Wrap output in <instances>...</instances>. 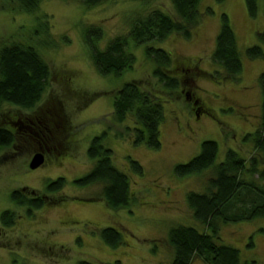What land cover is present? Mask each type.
<instances>
[{"label":"rangeland","instance_id":"374dc122","mask_svg":"<svg viewBox=\"0 0 264 264\" xmlns=\"http://www.w3.org/2000/svg\"><path fill=\"white\" fill-rule=\"evenodd\" d=\"M18 3L0 0V49L12 43L33 46L52 75L42 100L32 109L4 103L0 124L11 127L20 121L32 128V121L39 119L49 124L52 134L43 128L47 134L43 141L31 132L16 133V141L0 150V264H77L79 260L171 264L174 249L168 238L173 227L206 231L195 219L187 196L190 191L202 192L214 175L210 168L202 175L182 177L175 167L199 154L206 140L219 145L217 164L229 149L247 163L256 154L246 136L262 123L258 76L264 71V59L248 57L247 48L259 42L258 33L264 30V0H258L255 17L249 14L246 0H202L201 20L191 38L174 32L165 41L151 43L171 55V70L181 78L175 90L154 76L145 46L133 48L137 56L133 69L120 76L102 75L86 40L88 29L100 28L103 35L97 44L105 47L128 35L134 18L156 8L178 19L171 0H107L95 6L81 0H41L34 13L21 10ZM223 12L231 19L242 56L239 81L211 75L223 71L212 59ZM91 35L94 38L97 32ZM132 81L164 106L160 149L134 144L128 131L134 120L118 122L115 117L116 93ZM12 128L20 130L17 124ZM103 133L105 144L114 151V164L129 174L134 199L130 209L112 208L102 196V183L87 187L75 183L91 171L94 160L87 150L93 137ZM41 151L45 162L30 168ZM131 160L142 165V174L132 170ZM58 178L66 180L65 186L50 192L48 184ZM13 192L41 197L44 206L29 216L27 207L12 200ZM8 210L16 217L12 226L1 221L2 212ZM109 226L122 231V245L113 247L102 238L101 230ZM220 231L224 243L239 249L242 263L264 264V218L224 224ZM193 264L207 263L196 258Z\"/></svg>","mask_w":264,"mask_h":264},{"label":"trees","instance_id":"16d2710c","mask_svg":"<svg viewBox=\"0 0 264 264\" xmlns=\"http://www.w3.org/2000/svg\"><path fill=\"white\" fill-rule=\"evenodd\" d=\"M81 1L87 6H95L107 0ZM40 2L41 0H19L18 7L27 13H34ZM201 2L202 0H171L178 19L163 9L156 8L144 16L134 18L128 35L112 39L105 47L97 44L102 39V30L94 27L88 29L86 40L90 44L91 57L99 73L120 76L133 69L137 63L133 48L145 46L147 59L154 63V76L172 90L179 88L181 78L171 70L174 64L171 55L164 48L155 47L151 43L165 41L174 32L187 39L191 38L193 28L201 20ZM246 3L249 14L255 17L258 13V0H246ZM209 12L213 13V10L209 9ZM93 32H97L94 38L91 35ZM258 39L257 44L247 48V55L253 59H264V30L258 33ZM212 59L223 70L212 73V76L239 81L243 72L242 56L231 19L225 12L221 15V29ZM51 75L49 64L33 46L22 43L2 46L0 111L4 103L25 109L35 107L46 93ZM258 84L262 91V123L255 133L246 136L254 144L256 151L249 162L235 150L229 149L225 159L217 164L219 145L215 140H206L202 143L199 154L189 162L175 167L176 174L182 177L202 175L210 168L214 170V175L206 181L202 192L190 191L187 196L195 219L205 226L206 231L186 225L173 227L168 238L174 249L171 264H193L196 258H201L207 264H257L256 261L242 263L239 249L224 243L220 230L224 224L264 218V71L258 76ZM113 108L118 122L129 118L134 120L135 126L128 130L132 132L134 144H144L151 149L161 148L160 128L166 117L164 106L152 94L143 90L138 82H127L117 91ZM12 125L0 124V150L16 141V133H23L19 130L16 132ZM106 136L103 133L93 137L87 154L94 160V165L90 172L76 179L75 183L83 187L102 183V196L112 208L130 209L134 202L130 177L114 164V151L105 144ZM130 162L134 172L143 173V167L138 161ZM65 184L64 178H58L48 184V190L59 191ZM12 200L19 206L27 207L29 216L33 215L32 210L44 206L43 198H29L18 192L12 193ZM15 219L12 211L1 214L4 226L14 225ZM101 236L113 247L124 243L122 231L115 227L103 228ZM253 245L251 241L250 246ZM77 264L94 263L79 260ZM115 264L121 262L118 260Z\"/></svg>","mask_w":264,"mask_h":264},{"label":"flooded vegetation","instance_id":"af4514ba","mask_svg":"<svg viewBox=\"0 0 264 264\" xmlns=\"http://www.w3.org/2000/svg\"><path fill=\"white\" fill-rule=\"evenodd\" d=\"M14 124H18V126L19 125H22L23 123L22 122H20V121H18V122H13V125ZM32 125H33V127L32 128H30V127H27L26 125H22L21 127H19V131H21V132H23V133H25L26 131L28 132H31V133H33V134H35L37 137H39V139L40 140H43V141H47L46 140V137H47V134H46V132L44 131V129L43 128H45V129H47L51 134H52V130H51V128L49 127V124L46 122V121H40L39 119H38V122L37 121H32ZM26 128V129H25ZM25 131V132H24ZM26 132V133H27ZM29 134V133H28ZM30 135V134H29ZM40 150H42V151H44V149L43 148H41ZM44 153H45V151H44Z\"/></svg>","mask_w":264,"mask_h":264},{"label":"water","instance_id":"95a60500","mask_svg":"<svg viewBox=\"0 0 264 264\" xmlns=\"http://www.w3.org/2000/svg\"><path fill=\"white\" fill-rule=\"evenodd\" d=\"M44 162H45L44 153L42 151L38 152L34 155L32 161L30 163V168L36 169V168L40 167Z\"/></svg>","mask_w":264,"mask_h":264}]
</instances>
